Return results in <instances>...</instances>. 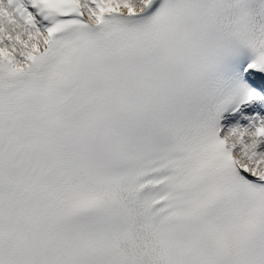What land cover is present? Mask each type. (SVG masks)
I'll return each mask as SVG.
<instances>
[{
    "label": "snow or ice",
    "instance_id": "snow-or-ice-1",
    "mask_svg": "<svg viewBox=\"0 0 264 264\" xmlns=\"http://www.w3.org/2000/svg\"><path fill=\"white\" fill-rule=\"evenodd\" d=\"M0 264H264V0H0Z\"/></svg>",
    "mask_w": 264,
    "mask_h": 264
}]
</instances>
